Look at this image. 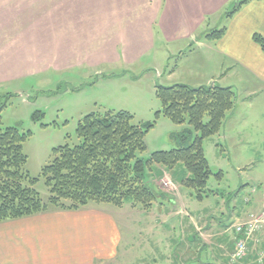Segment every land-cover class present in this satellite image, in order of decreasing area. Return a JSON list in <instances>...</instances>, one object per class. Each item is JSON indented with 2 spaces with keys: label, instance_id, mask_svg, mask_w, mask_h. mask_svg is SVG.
I'll list each match as a JSON object with an SVG mask.
<instances>
[{
  "label": "rangeland",
  "instance_id": "1",
  "mask_svg": "<svg viewBox=\"0 0 264 264\" xmlns=\"http://www.w3.org/2000/svg\"><path fill=\"white\" fill-rule=\"evenodd\" d=\"M224 11L206 15V32L225 26ZM15 33L5 28L0 30V130L16 127L21 132H29L23 143V152L27 156L24 170L30 177L37 178L33 187L43 200L47 199L49 192L41 170L53 159V148L65 144L74 146L80 142L76 127L82 117L89 113L124 110L133 115L134 123L151 122L152 126L144 136L145 150L140 154L142 159L147 160L156 151H169L186 146L191 141V135L186 142L176 138L189 126L187 123H174L161 112L156 88L182 83L190 86L210 85L220 82L221 72L226 68L225 62L215 54L211 62L207 61L208 48L214 46V40L206 37L201 39V45L179 42L184 44L179 49L178 42L165 43L157 35L156 48L151 53L139 55V61L126 62L122 57L125 45L120 46L118 43L115 52L119 57L111 61L95 60L88 63L80 60L64 67H54V64L48 65L45 61L43 45L36 44L35 49L29 52L30 47L20 42L19 34L22 31H18V39L14 37ZM29 57L36 59L33 62ZM253 112H257V109L254 108ZM252 116L251 111L238 109L223 123L218 133L203 139V153L212 173L201 199L196 198L194 189L174 181L175 177L172 183L167 178L159 181L165 191L175 192L176 211H179L181 218V222L176 224L172 221L167 223H174L176 228L172 234L166 235L170 242H173L174 233L179 239L170 245L163 240L165 247L159 244L165 259L160 258L161 251L157 252L155 246L150 244V241L153 243L156 238L161 240L162 237H156L155 234L151 237V233L139 229L148 218L142 216L138 206L125 204L120 210L103 202L89 203L111 206L120 219L126 213L133 216V221L128 222L129 230L124 227L127 233L125 242L122 240L119 246L120 254L111 264L230 263L221 248L225 241L229 242L230 248L234 247V226L240 222L235 213L246 205L250 189L256 187L263 191L264 188V152L259 147L264 134L261 133L255 142L246 143L237 138L227 143L221 135L223 129L228 134V129H234L232 125L236 123L237 134L232 137H240L238 132H245L241 137L248 139ZM250 148L254 151L248 155ZM159 169L164 170L156 164L146 169L148 184L154 186L153 178L158 180L161 177L157 173ZM181 171L183 176L186 175L183 166L177 165L168 174L180 176ZM165 204L168 209L171 208V204ZM262 209L264 205L252 212ZM189 217L202 226V230L190 232L187 227ZM207 226L209 232L217 228L221 233L217 239H211L208 233H204ZM216 242H219V247ZM176 244V248H173ZM183 250L189 258H186L185 263L177 259V254ZM261 251H264V230L257 233L255 242L248 245L246 255L236 264H264V261H255ZM190 253L194 256H189Z\"/></svg>",
  "mask_w": 264,
  "mask_h": 264
},
{
  "label": "crops",
  "instance_id": "2",
  "mask_svg": "<svg viewBox=\"0 0 264 264\" xmlns=\"http://www.w3.org/2000/svg\"><path fill=\"white\" fill-rule=\"evenodd\" d=\"M234 2L235 0H0V30L5 28L16 32L14 37L17 39L18 31H22L19 34L20 42L30 47L29 52L35 49L36 44L43 45L45 61L48 65L54 64V67H64L80 60L88 63L95 60L111 61L119 57L115 52V45L118 43L120 46L125 45L122 57L126 62H134L139 61V55L151 53L156 48L157 35L165 43L178 42L179 49L184 45L179 42L183 41H187L185 44L194 42L201 45V39L204 38L202 33L206 31V15L224 9L226 12L236 5ZM255 34L264 38V0H248L242 4L226 18L225 32L220 38L213 39L214 46L208 48V62L213 60L215 54L226 64L219 77L220 82L212 84L230 87L236 94V103L228 112L224 123L238 109L253 113L252 123H249L252 125L249 138L241 137L245 132H238L240 137H232L237 134V124L234 123V129H228V134L223 129L221 138L227 143L235 138L242 143L255 142L261 133L264 134V51L254 40ZM32 59L34 62L36 58L29 57L30 61ZM254 108L257 109L255 113ZM259 147L264 152V139ZM253 151L250 148L248 155L253 154ZM164 170L157 171L161 177L158 180L153 178L154 186L149 183L155 190L156 202L147 210L137 207L142 216L148 218L139 229L151 233V237L154 234L162 237L161 240L156 238L153 243L150 241V244L155 246L157 252L161 251L159 255L163 259L165 256L159 244L165 247L163 240L170 245L179 239L174 233L173 242H170L166 235L176 230L174 223L181 222V218L179 211H176L175 192L165 191L159 181L167 178L172 183L175 177L174 181L180 182L183 177L182 171V176H174L172 173L168 174L171 170ZM250 192L246 205L235 213L239 221L252 210H258L264 205V188L262 191L255 187ZM165 202L171 204L170 209ZM108 205L88 203L76 210H52L0 222V264L113 263L120 254L119 246L125 240V231L129 230L128 222L133 221V216L126 213L120 219L115 215L114 208L121 210L124 205H111L114 208ZM188 220L190 232L202 230L203 227L193 222L191 217ZM168 221L174 223L167 224ZM182 221L185 222V219ZM204 229V233H208L211 239H217L218 234H221L217 228L210 232L208 226ZM252 242H255V238L249 244ZM216 245L219 247V242ZM222 248L221 252L230 261L234 247L231 249L229 242L225 241ZM189 256L194 255L190 253ZM187 257L184 250L177 254V259L182 263H185ZM231 263L230 261L229 264Z\"/></svg>",
  "mask_w": 264,
  "mask_h": 264
},
{
  "label": "trees",
  "instance_id": "3",
  "mask_svg": "<svg viewBox=\"0 0 264 264\" xmlns=\"http://www.w3.org/2000/svg\"><path fill=\"white\" fill-rule=\"evenodd\" d=\"M247 1L235 0L236 5L224 12L225 18ZM224 32L225 26L203 34L218 39ZM253 38L264 51V38L257 34ZM156 95L165 116L189 126L176 135L183 142L191 135L186 146L156 151L144 160L140 154L145 150L144 136L151 122L134 123L133 115L124 110L89 113L76 127L80 142L53 148V159L41 170L49 192L46 200L33 187L37 178L24 170L27 156L23 143L29 132L16 127L0 130V222L52 210H76L91 201L147 210L157 200L155 190L145 179L146 169L154 164L166 171L182 165L186 176L181 184L194 189L196 198L201 199L212 173L202 141L220 131L236 103V94L230 87L217 84L182 83L159 86Z\"/></svg>",
  "mask_w": 264,
  "mask_h": 264
},
{
  "label": "built area",
  "instance_id": "4",
  "mask_svg": "<svg viewBox=\"0 0 264 264\" xmlns=\"http://www.w3.org/2000/svg\"><path fill=\"white\" fill-rule=\"evenodd\" d=\"M235 239L234 248L230 260L238 263L247 253L248 243L253 240L257 233L264 230V209L257 212H250L248 215L234 226ZM264 261V251L256 257L257 263Z\"/></svg>",
  "mask_w": 264,
  "mask_h": 264
}]
</instances>
